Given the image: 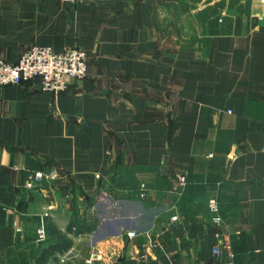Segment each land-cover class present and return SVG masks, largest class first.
Segmentation results:
<instances>
[{"label":"crops","instance_id":"obj_1","mask_svg":"<svg viewBox=\"0 0 264 264\" xmlns=\"http://www.w3.org/2000/svg\"><path fill=\"white\" fill-rule=\"evenodd\" d=\"M33 45L89 72L0 88V264H264V0H0Z\"/></svg>","mask_w":264,"mask_h":264},{"label":"built area","instance_id":"obj_2","mask_svg":"<svg viewBox=\"0 0 264 264\" xmlns=\"http://www.w3.org/2000/svg\"><path fill=\"white\" fill-rule=\"evenodd\" d=\"M63 1L81 3L86 0ZM88 72V53L82 47L72 46L56 49L51 45H33L22 53L16 63L0 58V88L8 84H19L28 80L39 79L43 91L64 92L68 89L69 79H84ZM43 176L42 172H37L35 178L42 179ZM181 179V182L185 184L186 176L183 175ZM29 185H32V182ZM142 195H145L144 190ZM209 207L216 209L215 211L219 210L216 198L210 199ZM37 234L39 240L46 238L47 231L44 225L37 229ZM129 235H135V231L129 232ZM221 235V232L215 233L220 241L222 240ZM221 249V243H216L213 246V252L219 258L222 254ZM233 256L231 251L228 252L227 259L220 260V264H235Z\"/></svg>","mask_w":264,"mask_h":264},{"label":"rangeland","instance_id":"obj_3","mask_svg":"<svg viewBox=\"0 0 264 264\" xmlns=\"http://www.w3.org/2000/svg\"><path fill=\"white\" fill-rule=\"evenodd\" d=\"M193 1H201V0H193ZM87 53H88V51H87ZM88 57H89V55H88ZM186 176V182H185V184H187V182H188V176L186 175V174H181V175H179V179H181L182 178V176ZM182 180V179H181ZM181 180H180V183L182 184V185H185V184H183L182 182H181ZM183 181V180H182ZM143 187H145V184L143 183V185H142ZM211 198H213V197H211ZM210 198V199H211ZM215 198V197H214ZM210 199L208 200V207H209V201H210ZM209 210H210V212H211V217H212V221L214 222V224L216 225V226H219V225H221L222 224V217H221V215H220V213H219V210H217V211H215L216 209H212L211 207H209ZM220 215V216H219ZM220 217V218H219ZM176 218V217H175ZM217 232H221L219 229L216 231V233ZM222 233V232H221ZM228 238V236H225L223 233H222V235H221V239L223 240V241H226V239Z\"/></svg>","mask_w":264,"mask_h":264}]
</instances>
